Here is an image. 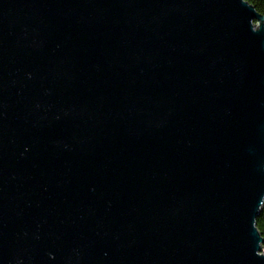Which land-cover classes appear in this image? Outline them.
<instances>
[{"label":"water","instance_id":"water-1","mask_svg":"<svg viewBox=\"0 0 264 264\" xmlns=\"http://www.w3.org/2000/svg\"><path fill=\"white\" fill-rule=\"evenodd\" d=\"M264 14L248 0H0V264H264Z\"/></svg>","mask_w":264,"mask_h":264},{"label":"trees","instance_id":"trees-1","mask_svg":"<svg viewBox=\"0 0 264 264\" xmlns=\"http://www.w3.org/2000/svg\"><path fill=\"white\" fill-rule=\"evenodd\" d=\"M248 1L252 3L260 13L264 14V0H248ZM257 225L264 237V207L262 208V211L257 218Z\"/></svg>","mask_w":264,"mask_h":264}]
</instances>
